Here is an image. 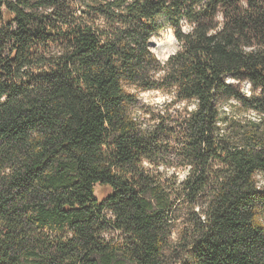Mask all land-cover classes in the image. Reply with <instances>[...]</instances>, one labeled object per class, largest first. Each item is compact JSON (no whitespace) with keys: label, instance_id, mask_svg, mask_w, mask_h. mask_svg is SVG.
Masks as SVG:
<instances>
[{"label":"trees","instance_id":"16d2710c","mask_svg":"<svg viewBox=\"0 0 264 264\" xmlns=\"http://www.w3.org/2000/svg\"><path fill=\"white\" fill-rule=\"evenodd\" d=\"M0 264H264V0H0Z\"/></svg>","mask_w":264,"mask_h":264},{"label":"rangeland","instance_id":"374dc122","mask_svg":"<svg viewBox=\"0 0 264 264\" xmlns=\"http://www.w3.org/2000/svg\"><path fill=\"white\" fill-rule=\"evenodd\" d=\"M171 39H173L175 43V44L174 43L172 44V48H171L172 54L167 59L162 60L156 54L155 44L161 41H171ZM151 44H152L151 51L157 57V59L163 64L166 63L168 59L180 49V45L178 44L175 38L174 30L172 28H167L164 31H162L157 37L152 39ZM234 83L239 88H241L244 93L249 94L250 85L248 83L246 82H242V83L234 82ZM140 98H141V101L144 102L145 104L155 105V106H157L156 104H164L167 101V99H169L167 95L161 92H146V93L141 94ZM108 193H109V189L107 188L97 187L96 189V195L98 196L99 199H103L104 197H106Z\"/></svg>","mask_w":264,"mask_h":264},{"label":"bare ground","instance_id":"6f19581e","mask_svg":"<svg viewBox=\"0 0 264 264\" xmlns=\"http://www.w3.org/2000/svg\"><path fill=\"white\" fill-rule=\"evenodd\" d=\"M171 41H161L155 44L156 54L158 55L160 59L162 60L167 59L172 54L171 48H172V44L174 43V41L173 39H171Z\"/></svg>","mask_w":264,"mask_h":264},{"label":"water","instance_id":"95a60500","mask_svg":"<svg viewBox=\"0 0 264 264\" xmlns=\"http://www.w3.org/2000/svg\"><path fill=\"white\" fill-rule=\"evenodd\" d=\"M151 46H152V44H151Z\"/></svg>","mask_w":264,"mask_h":264}]
</instances>
